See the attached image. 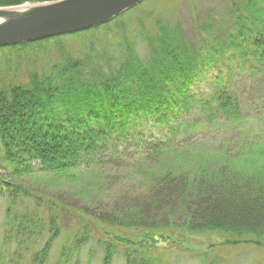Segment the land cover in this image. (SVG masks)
<instances>
[{"label":"trees","instance_id":"trees-1","mask_svg":"<svg viewBox=\"0 0 264 264\" xmlns=\"http://www.w3.org/2000/svg\"><path fill=\"white\" fill-rule=\"evenodd\" d=\"M50 1L0 0V6ZM229 4L234 23L226 25L228 13L221 15L224 30L202 35L201 42L190 40L181 23L157 21L156 33L143 34L147 58L126 35L109 52L99 49L98 39L133 8L90 30L0 47V169L7 173L0 174V193L7 200L6 237L17 242L13 253L2 250L0 264H23L26 251L28 264H47L67 230L73 245L63 247L56 264H69L95 238L104 245L102 264H111L119 248L126 264H154L148 250L177 232L264 248V130L246 136L247 116L225 88L207 98L191 95L213 62L229 66L234 58L253 62L264 89V7L260 0ZM210 21L197 28H209ZM83 33L92 35L87 49L62 45L64 37ZM52 42L61 53L55 62L7 80L1 60L40 53ZM195 106L193 120L175 121ZM148 119L171 137L142 136L129 156L128 141ZM203 124L232 128L235 137L199 142L194 137ZM115 166L124 169L118 177L126 186L107 173ZM94 167L101 173L91 183L85 174ZM39 235L47 239L32 250Z\"/></svg>","mask_w":264,"mask_h":264},{"label":"rangeland","instance_id":"rangeland-1","mask_svg":"<svg viewBox=\"0 0 264 264\" xmlns=\"http://www.w3.org/2000/svg\"><path fill=\"white\" fill-rule=\"evenodd\" d=\"M238 1L241 5L246 0ZM260 2L261 7H264V0H260ZM229 6V0H144L123 15L118 25L111 24L108 28L109 35L98 39L99 49L100 51L109 52L116 43L121 41L122 36L126 35L136 41L137 50L141 57L147 58L149 48L143 34L145 31L152 34L156 33L158 29L157 21L181 23L190 40L201 42L202 35H219L224 30L220 19L221 15L228 13L226 25L234 23L229 14ZM208 17L211 20L210 27L199 30L197 28L198 22L205 21ZM85 38L91 39V33L66 36L62 39V45L74 52H79L88 48V41ZM60 54V50L52 42L45 46L40 53L12 57L9 62L1 60V67L6 70L7 80L14 77L24 78L32 69L49 67ZM228 62L223 60L213 62L207 75L196 81L191 89V95H196L198 98H207L209 95L214 94L219 87L229 90L238 99L243 112L247 116V125L244 129L246 136L252 138L255 135H260L264 130V89L260 84L262 74L257 68L252 67L253 62L251 60L240 64L234 58L229 65L231 70ZM218 77H220V82L216 81ZM198 108L199 106L192 107L185 115L179 119L176 118L175 121L187 122L193 120ZM203 126L204 128L198 131L194 138L199 142L204 140L207 144L217 145L222 140L234 139L236 134H231L233 132L232 128L216 127L213 124H203ZM137 131L139 135L128 141L131 145L127 154L132 157L136 153L134 145L141 143L142 136L144 140L154 138L162 142L171 137L167 128L156 123L153 119L140 121ZM126 146L128 145L126 144ZM111 150L114 152L113 149ZM123 170L117 166L113 169L108 167L107 170L109 176L115 179L116 185L120 187L127 185L126 178L121 179L118 177L123 174ZM99 173L101 172H98V167H94L92 173L85 174L87 178L85 180L93 183L98 180ZM0 174L7 173L2 168ZM28 185L32 188L37 187L34 181ZM42 188L43 186L40 187V190ZM5 194V191H3V194L0 193V253L4 248L13 253L17 248V242L14 238L8 240L6 237L8 227L5 222L7 209ZM32 203L33 201H31ZM65 233L62 238L55 242L47 264H56L59 261L63 247L70 248L73 245V231L67 230ZM97 238L105 239L106 237L103 233H99ZM36 239L37 241L32 250L40 248L45 243L47 235H39ZM222 240V238H219L214 241L211 238L183 235L181 232H177L165 240L161 239L155 247L148 250V254L155 258L154 264H264V248L249 244L226 245L222 244ZM212 242H215V245L210 247L209 244ZM5 244L7 246H4ZM26 252L23 253V260H21L23 264H28L30 256H32V253ZM103 254L104 245L102 242H97L96 238L86 240L80 249L72 254L69 264H102ZM111 264H126L121 248L115 251Z\"/></svg>","mask_w":264,"mask_h":264},{"label":"water","instance_id":"water-1","mask_svg":"<svg viewBox=\"0 0 264 264\" xmlns=\"http://www.w3.org/2000/svg\"><path fill=\"white\" fill-rule=\"evenodd\" d=\"M142 1L144 0H56L0 7V47L105 24Z\"/></svg>","mask_w":264,"mask_h":264},{"label":"bare ground","instance_id":"bare-ground-1","mask_svg":"<svg viewBox=\"0 0 264 264\" xmlns=\"http://www.w3.org/2000/svg\"><path fill=\"white\" fill-rule=\"evenodd\" d=\"M54 1H56V0H54ZM39 3H44V2H23V3H21L20 5H26V4H39ZM19 5V6H20ZM14 6H18V5H4V6H0V7H14ZM28 6V5H27ZM116 18V17H115ZM113 20V19H112ZM111 20V21H112ZM110 22V21H109ZM108 23V22H107ZM94 27H91V28H89V29H85V30H90V29H93ZM85 30H82V31H85ZM78 32H81V31H78ZM39 40H41V39H39Z\"/></svg>","mask_w":264,"mask_h":264}]
</instances>
